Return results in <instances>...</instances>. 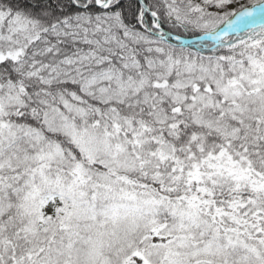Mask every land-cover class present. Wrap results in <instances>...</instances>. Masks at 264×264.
Here are the masks:
<instances>
[{"label": "snow or ice", "instance_id": "snow-or-ice-1", "mask_svg": "<svg viewBox=\"0 0 264 264\" xmlns=\"http://www.w3.org/2000/svg\"><path fill=\"white\" fill-rule=\"evenodd\" d=\"M0 264H264V0H0Z\"/></svg>", "mask_w": 264, "mask_h": 264}]
</instances>
